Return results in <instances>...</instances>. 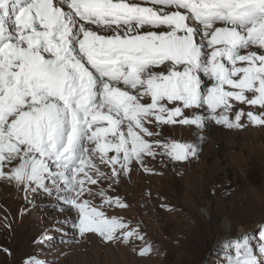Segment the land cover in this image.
I'll list each match as a JSON object with an SVG mask.
<instances>
[{
	"label": "snow or ice",
	"instance_id": "6c2138e0",
	"mask_svg": "<svg viewBox=\"0 0 264 264\" xmlns=\"http://www.w3.org/2000/svg\"><path fill=\"white\" fill-rule=\"evenodd\" d=\"M232 101L264 108V0H0V179L55 190L77 210L82 236L143 240L85 196L127 205L90 186L157 149L195 156L197 146L147 126L203 128L205 117L184 109L207 106L208 119L243 128V109L228 114ZM247 117L264 125V112ZM225 243L226 264H264L248 233ZM152 251L145 243L138 254Z\"/></svg>",
	"mask_w": 264,
	"mask_h": 264
},
{
	"label": "rangeland",
	"instance_id": "374dc122",
	"mask_svg": "<svg viewBox=\"0 0 264 264\" xmlns=\"http://www.w3.org/2000/svg\"><path fill=\"white\" fill-rule=\"evenodd\" d=\"M232 105L230 118L240 109L245 113L243 128L208 119L207 106L184 109L189 117H205L203 128L147 125L166 142L197 146L195 156L178 161L157 149V155L144 156L143 166L133 160L127 174L90 186L94 193L103 189L127 205L102 204L99 195L85 196L107 216L138 228L143 240L82 236L73 227L77 210L58 200L55 190L26 192L0 179V264L29 259L39 264H226L234 252L225 242L242 233L249 234L257 258L264 259V125L247 117V112L260 114L264 108L238 101ZM101 170L110 175L109 168L101 165ZM145 243L153 251L141 256L138 251Z\"/></svg>",
	"mask_w": 264,
	"mask_h": 264
},
{
	"label": "bare ground",
	"instance_id": "6f19581e",
	"mask_svg": "<svg viewBox=\"0 0 264 264\" xmlns=\"http://www.w3.org/2000/svg\"><path fill=\"white\" fill-rule=\"evenodd\" d=\"M247 51V50H246ZM243 54V53H242Z\"/></svg>",
	"mask_w": 264,
	"mask_h": 264
}]
</instances>
